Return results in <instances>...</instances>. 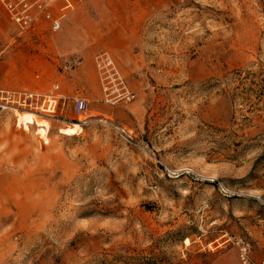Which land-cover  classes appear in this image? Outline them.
I'll return each mask as SVG.
<instances>
[{"label": "rangeland", "instance_id": "obj_1", "mask_svg": "<svg viewBox=\"0 0 264 264\" xmlns=\"http://www.w3.org/2000/svg\"><path fill=\"white\" fill-rule=\"evenodd\" d=\"M88 2L89 53L62 49L61 31L19 36L0 5V85L59 82L91 114L40 115L49 142L0 114V264H184L241 238L264 255V0H87L69 15ZM105 50L133 101L102 100Z\"/></svg>", "mask_w": 264, "mask_h": 264}, {"label": "built area", "instance_id": "obj_2", "mask_svg": "<svg viewBox=\"0 0 264 264\" xmlns=\"http://www.w3.org/2000/svg\"><path fill=\"white\" fill-rule=\"evenodd\" d=\"M87 0H0L11 24L17 29L18 35L33 38L45 37L61 30L62 23L70 11L75 10ZM96 67L101 82L105 103L117 104L131 102L136 98L116 65L114 56L107 50L99 53L95 58ZM71 106V113L81 123L87 120L90 101L83 96L73 98L71 104L68 97L62 94L59 82L46 90L31 88H16L0 85V114L34 111L39 115L56 116L60 108ZM83 116V119H81ZM239 256L244 264H264V258L255 262L250 244L242 238L236 243Z\"/></svg>", "mask_w": 264, "mask_h": 264}, {"label": "crops", "instance_id": "obj_3", "mask_svg": "<svg viewBox=\"0 0 264 264\" xmlns=\"http://www.w3.org/2000/svg\"><path fill=\"white\" fill-rule=\"evenodd\" d=\"M91 2V1H90ZM88 2L84 4L82 8H79L77 11L73 12L71 15L68 13L67 17L62 23V28L60 32V42L62 49H67L72 51H79L80 49L83 53H89L90 48L85 44V38L89 40V36H92V25L91 20L84 19L83 14H86V9L90 8L92 5H89ZM95 4V2H94ZM77 9V8H76ZM75 9V10H76ZM84 19V20H83ZM71 80V79H70ZM65 81H67L65 79ZM23 88V87H17ZM70 92V91H69ZM71 93V92H70ZM103 95V93L101 92ZM68 97V103L71 104L75 96H66ZM103 97V96H102ZM264 258V255L253 254V259L255 262H259ZM184 264H244L239 256V252L235 248L220 250L215 253H210L206 258H197L192 259Z\"/></svg>", "mask_w": 264, "mask_h": 264}, {"label": "bare ground", "instance_id": "obj_4", "mask_svg": "<svg viewBox=\"0 0 264 264\" xmlns=\"http://www.w3.org/2000/svg\"><path fill=\"white\" fill-rule=\"evenodd\" d=\"M63 94V91H62ZM17 122L20 126H22L25 130H30L32 126H37L36 133L46 142H49L50 132L52 129V122L46 118H42L39 114L34 111H24L17 113L16 116ZM83 119V116H81ZM83 126L74 122L71 124H67L59 127L58 132L68 136L78 135L83 131ZM185 244L190 245L192 242L190 238L185 239Z\"/></svg>", "mask_w": 264, "mask_h": 264}, {"label": "trees", "instance_id": "obj_5", "mask_svg": "<svg viewBox=\"0 0 264 264\" xmlns=\"http://www.w3.org/2000/svg\"><path fill=\"white\" fill-rule=\"evenodd\" d=\"M179 233V232H178ZM177 232L169 233L176 236ZM184 238V236H183ZM182 239V238H181ZM101 264H169L159 255L115 256L111 261L104 260Z\"/></svg>", "mask_w": 264, "mask_h": 264}]
</instances>
